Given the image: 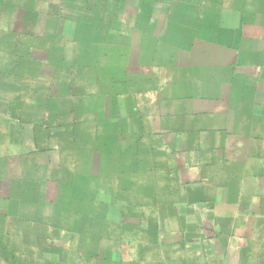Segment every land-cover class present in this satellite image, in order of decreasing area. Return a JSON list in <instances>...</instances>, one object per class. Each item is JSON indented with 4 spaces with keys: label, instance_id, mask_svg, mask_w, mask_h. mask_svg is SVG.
I'll list each match as a JSON object with an SVG mask.
<instances>
[{
    "label": "crops",
    "instance_id": "obj_1",
    "mask_svg": "<svg viewBox=\"0 0 264 264\" xmlns=\"http://www.w3.org/2000/svg\"><path fill=\"white\" fill-rule=\"evenodd\" d=\"M173 2L198 23L238 19L231 24L238 38L192 43L212 50L206 59L186 54L153 61L152 71L143 70L153 72V86L131 92L139 103L137 127L128 165L120 169L128 184L116 187L125 199L115 202V239L128 243V253L117 263L264 264V0ZM37 3L0 0V193L8 186L9 163L23 155L18 115L30 104L24 96L35 92L38 99L33 69L44 39L40 15L65 17L41 14ZM51 26L43 49L48 56L58 32L55 21ZM204 28L197 25L199 33ZM2 209L7 205L0 199ZM8 220L6 212L0 215ZM2 225L0 264H58L49 250L41 256L38 239L14 246Z\"/></svg>",
    "mask_w": 264,
    "mask_h": 264
},
{
    "label": "rangeland",
    "instance_id": "obj_2",
    "mask_svg": "<svg viewBox=\"0 0 264 264\" xmlns=\"http://www.w3.org/2000/svg\"><path fill=\"white\" fill-rule=\"evenodd\" d=\"M179 5L173 0H38L41 14L61 11L65 17L40 15L44 39L33 69L39 73L38 99L35 92L24 96L30 104L18 115L24 120L23 155L9 163L8 186L0 193L7 205L0 215L7 214L14 246L30 247L38 239L41 256L49 250L58 264L126 259L128 243L115 239V202L125 199L116 187L119 181L128 184L120 169L128 165L137 127L133 113L139 103L131 92L153 86V72H143L153 70V61L186 54L206 59L212 50H197L192 43L238 38L231 26L238 19L198 23ZM54 21L58 32L48 56L43 49ZM197 25L205 27L203 34Z\"/></svg>",
    "mask_w": 264,
    "mask_h": 264
}]
</instances>
